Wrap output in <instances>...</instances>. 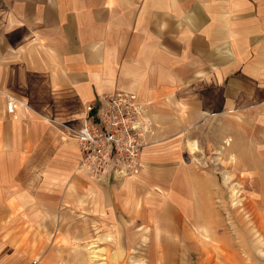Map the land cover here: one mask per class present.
Instances as JSON below:
<instances>
[{"label":"crops","instance_id":"obj_1","mask_svg":"<svg viewBox=\"0 0 264 264\" xmlns=\"http://www.w3.org/2000/svg\"><path fill=\"white\" fill-rule=\"evenodd\" d=\"M116 92L153 133L137 177L100 182L76 134ZM206 122L264 167V0H0V264H57L91 217L134 216L153 171L180 201L195 170L152 147Z\"/></svg>","mask_w":264,"mask_h":264},{"label":"rangeland","instance_id":"obj_2","mask_svg":"<svg viewBox=\"0 0 264 264\" xmlns=\"http://www.w3.org/2000/svg\"><path fill=\"white\" fill-rule=\"evenodd\" d=\"M222 134L221 123L214 129L206 122L152 147L151 156L159 157L153 168H169L171 174L178 164L190 165L194 186L182 189L178 201L171 182L164 190L153 171L134 216L91 217L88 233L65 242L67 250L58 243L57 264H240L242 256L245 264H264V167L256 154L243 155L252 143L242 146L240 139L234 147ZM257 231L260 250L253 239ZM241 244L246 255L238 251Z\"/></svg>","mask_w":264,"mask_h":264},{"label":"built area","instance_id":"obj_3","mask_svg":"<svg viewBox=\"0 0 264 264\" xmlns=\"http://www.w3.org/2000/svg\"><path fill=\"white\" fill-rule=\"evenodd\" d=\"M13 111V102L8 103ZM151 121L146 106L136 95L116 92L105 95L101 106L88 108L83 127L76 134L82 156L81 168L97 181L108 176L137 177Z\"/></svg>","mask_w":264,"mask_h":264},{"label":"bare ground","instance_id":"obj_4","mask_svg":"<svg viewBox=\"0 0 264 264\" xmlns=\"http://www.w3.org/2000/svg\"><path fill=\"white\" fill-rule=\"evenodd\" d=\"M228 142V141H227ZM199 217V216H198ZM197 217V218H198ZM205 232V231H204ZM261 234L257 231V235H256V238L255 237H253V239H254V243H255V245H256V249L257 250H260L259 249V246L261 245V243H262V240H261ZM225 245L226 246H229V240H228V236H227V238L225 239ZM194 244V243H193ZM184 248V247H183ZM201 249V248H200ZM201 251V250H200ZM238 251H239V253L241 254V253H244L245 255H246V253H247V248L244 246V244H241V247H239L238 248ZM206 253H208V252H206ZM208 255V254H207ZM209 259V258H208ZM245 259L246 258H244V256H242L241 258H240V264H245L244 262H245ZM203 260V259H202ZM206 260V259H205ZM207 262V261H206ZM108 263V262H107ZM113 264V263H112Z\"/></svg>","mask_w":264,"mask_h":264}]
</instances>
